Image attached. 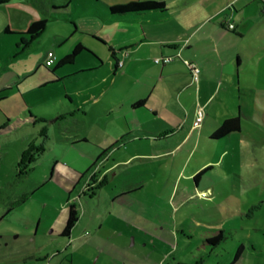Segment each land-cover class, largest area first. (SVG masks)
I'll list each match as a JSON object with an SVG mask.
<instances>
[{
    "label": "crops",
    "instance_id": "obj_1",
    "mask_svg": "<svg viewBox=\"0 0 264 264\" xmlns=\"http://www.w3.org/2000/svg\"><path fill=\"white\" fill-rule=\"evenodd\" d=\"M148 1L163 3L164 10L126 15H112L108 11V7ZM249 3L250 0H0V38L19 37L20 40L14 38L15 44L11 45L16 56L26 53L32 44L38 42L42 33L30 45L26 35L29 25L38 20L45 19L47 24L66 20L73 27V35L80 31L81 34L90 32L102 36L104 27L115 25L116 31H124L128 35L115 47H110V56L114 51L116 59L122 61L121 68H116L115 59L111 56L114 60L113 76L129 79L135 76L132 84L134 95L116 105L121 112L117 119L124 118L129 129L127 133L123 127H120L122 131L110 133L109 144H100L95 160L103 150L111 149L85 170L62 163L67 173L64 176L59 173V184L66 193V206L50 225V235L57 251L38 257V250H34L16 258L17 261L37 258V262L42 264H180L184 254L191 252L194 242L200 243L197 249L202 251L200 257H210L229 237L232 239L231 252L225 258L214 254L217 257L214 264H249L250 260L259 257L253 242L246 245L237 239L235 232L243 229L224 228L225 219L209 223L198 216L211 210H227L217 204L219 196L227 198L231 195L225 183L227 176L244 169L253 151L254 143L247 142L244 134H264L257 125L247 122L248 118L245 113L243 116L239 105L244 91L259 96L258 87L264 88V75L245 65L243 59L246 55L241 52V46L236 48L235 45L234 36L242 40L251 32L246 23H238L249 9ZM262 3L264 8V0ZM33 10L40 17L34 19ZM260 12L262 16H251V20L263 19L264 9ZM6 29L9 32H4ZM256 40L259 44L253 49L264 51V35L257 36ZM68 42L64 37L57 42L59 50L65 47L70 50L54 59L52 70H48L46 67L50 66L45 64L51 58L36 67L35 70L41 67L49 78L43 86L62 81L56 73L62 67L55 69V66L78 44L85 48L81 53L87 52L97 59L80 38L71 46ZM164 56L173 59L158 65L161 68L154 75L149 73L144 63ZM179 58L198 66L200 75L197 83H193L190 71ZM261 62L264 70V57ZM243 72L253 76L242 77ZM16 75L12 79H16L17 91H23L19 84L31 72ZM149 78L173 85L171 94L167 96L159 92L161 100L153 101L155 86ZM52 79L57 81L52 82ZM4 85L11 87L10 79L1 83L0 91ZM233 93L238 107L235 111L231 101ZM65 98H68L67 94ZM138 101L144 102L134 106ZM161 107L169 111L173 120L167 119V124L159 127L165 131L151 133L149 130L157 126L154 120L158 117L164 119L160 114ZM197 107L203 108L205 116L202 125L194 128ZM179 113L180 119L177 117ZM234 117L240 119V131L213 140L212 136L222 122ZM244 121L255 131H244ZM71 132H76V136H72L77 137L74 145L89 139L77 131ZM100 182L102 185L99 186ZM207 189L210 195L201 197L199 193ZM34 191L29 190L17 197L7 213L24 204ZM204 201H210L211 210L203 208L205 206L201 202ZM192 202L198 213L194 215L198 223L187 226L180 215H191ZM70 203L77 205L79 218L69 238L65 239L60 235ZM212 229L215 233L208 234L207 231ZM219 232L224 238L217 246L211 247L204 242ZM194 233L198 235L194 236ZM115 235L114 241L112 237ZM120 244L127 247L123 252L126 258L115 255V248ZM240 246L243 252L234 261ZM130 248H135L139 254L131 256ZM192 261L196 262V259Z\"/></svg>",
    "mask_w": 264,
    "mask_h": 264
},
{
    "label": "rangeland",
    "instance_id": "obj_2",
    "mask_svg": "<svg viewBox=\"0 0 264 264\" xmlns=\"http://www.w3.org/2000/svg\"><path fill=\"white\" fill-rule=\"evenodd\" d=\"M262 2L263 0H250L249 9L244 12L245 16L238 23H246L251 32L242 40L234 37L236 48L241 46V52L246 55L243 59L245 65L264 75L261 62L264 51L253 49L254 45L259 44L256 37L264 35V18L251 20V16H257L261 13L260 10L264 9ZM31 14L34 19L40 17L36 10ZM250 20L252 23L249 24ZM115 29V25L104 27L102 36H95L90 32L81 34L80 31L73 35V27L68 21L50 22L38 42L32 44L29 50L20 56H16L14 47L11 48V45L15 44L14 40L19 37L0 38V85L4 80L11 81V87L4 85L0 91V264H42L37 262V258L24 262L17 261L16 258L34 250H38V257L57 251L54 247L55 241L50 235V225L61 213L64 205L66 206V193L59 184V173L63 176L67 173L62 163L85 170L93 162L95 164V155L99 154L100 144H109L110 133L122 131V127L125 133L129 130L123 117L117 119L121 112L116 109V105L134 95L132 84L135 76H132V79L113 76L114 60L110 56V47H115L128 35L127 32ZM243 33L245 34L244 31ZM62 37L69 41L68 46L80 38L98 60L87 52L81 53L74 63L57 70V76L62 81L43 86V82H49L48 77L41 71V67L35 69L47 58L58 59L70 50L66 47L58 49L57 42ZM144 58L147 59V56ZM150 60L144 65L148 72L154 75L161 67L154 63L152 58ZM179 61L184 65L182 58H179ZM53 67L54 64L46 68L52 70ZM27 72H31V75L19 84L23 91H17L16 79H12L13 76ZM241 75L247 78L253 76L250 73ZM149 80L155 86L153 101L161 100L159 92L167 96L171 94L173 85L156 78ZM254 80L256 82L257 78L254 77ZM248 90L252 92L251 86ZM234 93L231 95V101L235 111L238 107ZM258 94L259 96L247 94L244 91L243 101L238 102L243 116L245 113L248 118V121H245L264 131V88L258 87ZM160 114L164 119L158 117L154 120L157 126L149 130L151 133L165 131L159 127L167 124V119L173 120L166 108L161 107ZM180 115L177 114L179 119ZM245 121L244 131H255L247 126ZM172 122L174 121H169ZM71 131H77L79 135L84 134L89 139L74 145L77 137L72 136H76V132ZM244 135L247 142L254 143L253 151L251 159L247 158L244 169L233 171L227 176L225 183L231 195L227 198L219 196L217 199V204L227 210H211L210 201H204L201 205L211 212L198 216L205 218L209 223L225 219L224 228L243 229L235 232L237 239L246 245L253 242L259 252V257L250 260L249 264H264V134L246 132ZM34 184V189H31ZM29 190L35 191L27 201L7 213L12 202ZM190 205L193 207L191 215H180L185 219L187 226L198 223L195 222L197 216L194 215L198 213L194 203ZM207 227L211 229L210 226L205 228ZM213 230L207 231L208 234H214ZM191 234L193 235V232ZM197 235L194 233V236ZM115 239L116 235L112 237V240ZM231 243L230 237L223 240L214 254H221L225 258L231 252ZM191 246V252L184 254L180 264H189L185 262H195L192 261L195 259L196 262L190 264H214L213 261L217 259L214 254L210 257H200L202 251H197L200 243L194 242ZM126 248L120 244L115 248V255L126 258L123 253ZM60 252L62 253L59 257L62 258L64 251ZM67 252H70L69 249ZM130 253L133 257L139 254L135 248H132Z\"/></svg>",
    "mask_w": 264,
    "mask_h": 264
},
{
    "label": "trees",
    "instance_id": "obj_3",
    "mask_svg": "<svg viewBox=\"0 0 264 264\" xmlns=\"http://www.w3.org/2000/svg\"><path fill=\"white\" fill-rule=\"evenodd\" d=\"M163 10H164V4L155 1L134 2L123 6L108 7V11L112 15L139 14L150 11H163ZM46 25H47V20L45 19L35 21L29 25L26 31V35L29 36L28 45H30L40 36V34L45 29ZM4 32L7 33L9 31L6 29ZM84 50L85 48L82 45L78 44L73 48V50L69 54L65 55L58 61V63L55 66V69H59L60 67H63L65 65L72 64L75 61V59L80 55V53ZM111 56L113 59H115V67L121 68V66H118V62L121 60L116 59L114 51H111ZM143 102L144 101H138L134 106H140L143 104ZM238 131H240V119L238 117L229 118L222 122L219 128L214 132L212 139L213 140L222 139L228 136L230 133L238 132ZM109 149H111V147L103 150L101 154L96 158L95 163L98 160H100L109 151ZM199 175L200 173L195 176V179H197ZM100 185H102L101 182L99 186ZM78 218H79V213H78L77 205L75 203H70L68 205V216H67L66 224L62 231V234L60 235L62 238L65 239L69 238L70 232L77 223ZM223 238L224 236L222 232H219L217 235L206 239L204 242L210 245L211 247H215L223 240ZM242 252H243V247L240 246L235 253L234 261L239 258Z\"/></svg>",
    "mask_w": 264,
    "mask_h": 264
},
{
    "label": "built area",
    "instance_id": "obj_4",
    "mask_svg": "<svg viewBox=\"0 0 264 264\" xmlns=\"http://www.w3.org/2000/svg\"><path fill=\"white\" fill-rule=\"evenodd\" d=\"M229 28L232 29L233 26L230 25ZM172 59L173 58L170 56L157 57L154 59V63H156L158 65H164V64H167L170 61H172ZM53 63H54V59H48L45 62L46 66H51ZM184 63H185V66L190 71L193 83H197L199 80V75H200V70H199L198 66L192 62L184 61ZM118 66H122V61L118 62ZM204 116H205V114H204L203 108L197 107V109L195 111L194 121H193V127L194 128L200 127L202 125L203 120H204ZM199 195L201 197H208L210 195V190L207 189L203 192H200Z\"/></svg>",
    "mask_w": 264,
    "mask_h": 264
}]
</instances>
